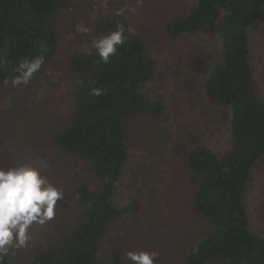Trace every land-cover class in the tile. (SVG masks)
<instances>
[{
    "label": "trees",
    "instance_id": "obj_1",
    "mask_svg": "<svg viewBox=\"0 0 264 264\" xmlns=\"http://www.w3.org/2000/svg\"><path fill=\"white\" fill-rule=\"evenodd\" d=\"M71 1L0 0V57L7 61L0 64V84L18 75L14 70L26 58L44 57L35 78L55 56L66 55L67 50L58 47L61 38L53 15ZM263 12L264 0H195L184 14L168 16L163 23L169 38L216 35L222 47L219 63L209 64L212 56L205 59L203 53L190 58L206 74V95L228 116L229 145L220 154L202 144L187 153V166L197 181L193 209L212 226L187 252V264H264V230L249 228L244 203L253 167L264 156V100L255 89L247 32ZM117 25L125 27L126 40L108 63L101 62L95 49L75 51L67 58L68 69L77 75L73 118L53 136L63 151L84 160L85 172L97 186L86 182L78 186L73 196L82 210L72 228L49 248L35 246L21 264H126L118 249L99 256L111 222L141 210L136 198L121 207L112 202L128 161L126 131L131 118L157 116L164 103L145 89L154 79L155 60L126 19L101 15L95 32L98 37L107 35ZM96 88L101 95L93 94ZM139 123L149 128L147 121ZM17 260L7 256L3 264H20Z\"/></svg>",
    "mask_w": 264,
    "mask_h": 264
},
{
    "label": "rangeland",
    "instance_id": "obj_2",
    "mask_svg": "<svg viewBox=\"0 0 264 264\" xmlns=\"http://www.w3.org/2000/svg\"><path fill=\"white\" fill-rule=\"evenodd\" d=\"M194 2L143 0L138 5L137 0H72L67 8L53 15L61 38L58 47L61 44L66 55L55 56L43 73L27 85L13 87L10 81L14 76L6 78L9 83L0 84L1 167H35L64 193L54 219L43 226L34 224L28 245L10 251L8 256L18 259V263L24 257L25 262L35 246L51 247L72 228L82 210L74 191L83 182L91 188L97 186L86 174L84 160L63 151L53 142V136L73 118L77 75L68 69L67 58L75 51L95 49L92 41L99 36L96 21L101 15L116 14L118 9H124L122 16L144 39L155 60L154 79L145 89L161 97L164 109L154 117L130 119L126 131L127 166L112 202L121 207L136 198L141 210L111 222L99 256L104 258L112 249H118L123 251L124 262L132 264L126 252L143 250L156 253L155 264H187V252L211 232L209 221L193 209L197 181L186 157L197 144L217 154L226 149L228 116L206 95V74L190 58L203 53L205 59L212 56L209 64L219 63L221 42L216 35L169 38L163 31L168 16L184 14ZM129 8H136L135 14ZM78 24L88 27L89 32L76 31ZM247 32L255 89L264 100V12L260 22ZM140 119L147 121L149 128L141 127ZM251 176L244 203L249 228L256 232L264 230V156L256 161Z\"/></svg>",
    "mask_w": 264,
    "mask_h": 264
},
{
    "label": "clouds",
    "instance_id": "obj_3",
    "mask_svg": "<svg viewBox=\"0 0 264 264\" xmlns=\"http://www.w3.org/2000/svg\"><path fill=\"white\" fill-rule=\"evenodd\" d=\"M138 5L143 0H137ZM135 14L136 8H129ZM124 9H118L117 15H122ZM76 31L88 33L89 28L82 24L76 25ZM125 27L117 25L115 31L93 39L101 62L108 63L109 58L117 53V46L125 43ZM0 57V64L6 63ZM44 57L37 56L24 59L15 68L18 73L11 79L13 87L27 85L44 64ZM5 84L9 83L6 79ZM93 94L99 96L101 89H93ZM64 193L52 184L39 169L27 164L11 166L7 169L0 167V264L10 251L24 248L31 240L32 226H43L54 219L58 201H62ZM126 258L132 264H155L156 253L148 251L126 252Z\"/></svg>",
    "mask_w": 264,
    "mask_h": 264
}]
</instances>
